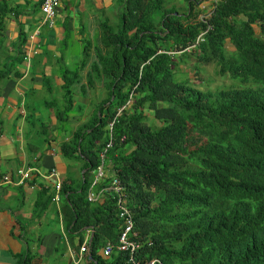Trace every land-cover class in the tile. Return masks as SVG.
<instances>
[{"label":"trees","instance_id":"1","mask_svg":"<svg viewBox=\"0 0 264 264\" xmlns=\"http://www.w3.org/2000/svg\"><path fill=\"white\" fill-rule=\"evenodd\" d=\"M202 1L185 0L182 11L172 0H116L118 23L103 20L106 51L93 67L102 97L60 147L82 160L78 178L68 171L62 180L58 211L49 186L36 202L37 212L52 204L75 252L93 230L85 264H134L116 248L108 258L98 253L124 228L110 178L94 186L102 196L87 198L102 152L133 214L135 262L264 264V0H217L207 10ZM189 57L243 86L204 90L177 80ZM71 73H62L59 122L73 106L78 69ZM20 256L18 264H31L29 243Z\"/></svg>","mask_w":264,"mask_h":264},{"label":"crops","instance_id":"2","mask_svg":"<svg viewBox=\"0 0 264 264\" xmlns=\"http://www.w3.org/2000/svg\"><path fill=\"white\" fill-rule=\"evenodd\" d=\"M40 3L0 0V71L11 67L0 76V175L16 182L18 170L36 169L35 179L34 174L23 185L0 187V264H18L28 243L35 253L31 264H74V249L52 211V204L57 210L58 205L37 212L38 191L43 186L52 191L57 177H38V172L54 168L64 179L71 169L60 147L102 97L93 71L106 51L102 23L117 18L115 25L119 18L116 0H60L48 28L41 25ZM77 69L72 109L59 122L56 112L64 96L57 104L52 94L63 84L62 73ZM40 230H45L41 237Z\"/></svg>","mask_w":264,"mask_h":264},{"label":"built area","instance_id":"3","mask_svg":"<svg viewBox=\"0 0 264 264\" xmlns=\"http://www.w3.org/2000/svg\"><path fill=\"white\" fill-rule=\"evenodd\" d=\"M59 0H42L41 5H40V11L42 14V19H41V24L46 25V26H52L53 24V18L55 16L56 8L58 6ZM200 39V36L198 37ZM111 145V142L107 144V147ZM101 157V164L97 166L95 170V176L94 180L92 182V185L88 191L87 198L89 201H95L97 198H99L103 192H98L96 193L93 188L94 185L99 181V179L105 177V171H104V152L100 154ZM36 169L34 168H29L26 170H18V176L19 179L16 182H13L11 177L8 174H2L0 175V187L8 185V184H18V185H23L29 181H31V177L33 174V171ZM55 175L57 177L56 183H55V188L56 191L59 190L61 186V181L58 178V174L56 170L52 169L49 173H46L45 175H42L44 178H49L50 176ZM106 189H111L113 190L116 195L118 196V206L120 208V216L125 218V229L121 236L119 237L118 244L116 245L118 250L121 251H128L130 253H133L137 248H138V243L135 240H132L129 236V233L132 230L133 227V218L131 214L129 213V209L126 208L125 202L127 195L124 193V187L121 185L118 179L113 178L111 181V186ZM56 203L59 200V195L58 193H55L54 199ZM90 231L87 232V235L85 236L84 241L81 244L80 247V253L84 252L87 250V244L90 240ZM112 244L107 243L103 253L105 255H108L111 251Z\"/></svg>","mask_w":264,"mask_h":264},{"label":"rangeland","instance_id":"4","mask_svg":"<svg viewBox=\"0 0 264 264\" xmlns=\"http://www.w3.org/2000/svg\"><path fill=\"white\" fill-rule=\"evenodd\" d=\"M172 2L175 3L177 5V7H179V9L182 11L186 8L185 0H172ZM202 6H204L203 8H206L208 5H207V3H204ZM111 18H113V16ZM116 21H117V18H115V19L113 18L110 20V23L113 25ZM226 44H227L226 47L230 48L229 43H226ZM194 62L195 61L193 60L192 57L186 58V61L184 64H181L175 68L177 71V73H176L177 76L175 75V78L177 80H185V78H187L196 87H198L200 89H204V90H215L217 88L225 87V86H229V85H234L236 87L237 86L238 87L243 86V84H241V82H239L240 81L239 79H231L227 75L221 76L218 73V67L215 65V63L196 64ZM195 66H196L197 70H195ZM195 71H197V73ZM56 78L57 77H53V79H55V80H56ZM64 94H65V91H64L63 87L61 86L53 92L52 97H54V98L57 97V104H59L58 100L61 96H64ZM47 97H49V94H47ZM147 114L149 117L148 123L149 124L152 123L154 125H157V122L154 119H152V112L149 111V112H147ZM67 162H68L69 166H71V169H69L68 175H70L72 178L77 179L79 166L82 164V160L81 159H78V160H69L68 159ZM107 173H109V172H107ZM54 204H56V203H54ZM52 211H54V210H52ZM46 212H47V214L50 213L49 211H46ZM56 219L58 220L57 221L58 226H60V225L64 226V223H63L61 218L57 217ZM51 223H53V222L51 221ZM47 225H48V220H46V226ZM46 226H44V227H46ZM39 233H45V230L42 232L40 230Z\"/></svg>","mask_w":264,"mask_h":264},{"label":"clouds","instance_id":"5","mask_svg":"<svg viewBox=\"0 0 264 264\" xmlns=\"http://www.w3.org/2000/svg\"><path fill=\"white\" fill-rule=\"evenodd\" d=\"M60 1V0H59ZM205 1H207V0H204V1H202L199 5H198V8H202V10H207L208 8H209V6L213 3V2H215V1H217V0H208L207 1V7L206 8H203L204 6H202L203 4H204V2ZM41 2H42V0H41ZM40 5H41V3H40ZM58 5H59V2H58ZM57 8H58V6H57ZM57 8H56V12H57ZM41 12V11H40ZM56 12H55V16H56ZM55 16H54V18H53V24H54V19H55ZM207 16H209V13L208 12H205V13H200L199 14V18L200 19H205ZM41 19H42V14H41ZM53 24H52V26H53ZM42 26H46V25H43V24H41ZM52 26H46V27H52ZM202 34H204V32H202L201 34H199L198 35V37L200 36V39H201V37H202ZM198 37H197V40H196V42L197 41H199L200 39H198ZM194 46V44L193 45H191V47H193ZM186 50H190V47H187L186 48ZM103 153V152H102ZM101 154V153H100ZM104 156H105V154H104ZM101 158V157H100ZM101 164V163H100ZM99 164V165H100ZM103 164H104V161H103ZM98 165V166H99ZM97 168V167H96ZM52 169H54V168H52ZM52 169H50V170H48L47 172H45V173H40V172H38V177H43L42 175H45L46 173H49ZM55 170V169H54ZM96 170V169H95ZM104 171H105V177H103V178H101V179H99V181L100 180H103V179H107V178H110V180L112 181V179L113 178H115L114 176H112L111 175V173L109 172V169H108V166L107 165H105L104 164ZM35 172V173H34ZM57 172V171H56ZM107 172H109V173H107ZM33 174H35L34 176H33V178L35 179V177H36V170L35 171H33ZM94 176H95V171H94ZM59 179H60V181H61V184H62V180H63V178H61V177H58ZM94 180V179H93ZM98 183V182H97ZM97 183L94 185V186H96L97 185ZM91 187V186H90ZM60 188H61V186H60ZM60 188H59V190L58 191H56V188H55V185H54V188H53V190H54V195H55V193H58V195H59V200H60V194H59V191H60ZM107 188H109V187H107ZM90 189V188H89ZM93 190H94V188H93ZM102 196V195H101ZM118 197V196H117ZM53 199H54V197H53ZM52 199V202L53 203H56L54 200ZM59 200H58V202L56 203V205H58V207H59ZM117 201H118V198H117ZM125 206H126V208H128L129 209V207L126 205V202H125ZM118 208H119V206H118ZM129 213L131 214V216H132V218H133V214H132V212H131V210L129 209ZM119 217L120 218H122L123 219V224H124V228H123V230H122V232H121V234L123 233V231H124V229H125V218L124 217H121L120 216V208H119ZM133 226H134V218H133ZM88 231H90V240H89V242H88V244L90 243V241H91V239H92V233H93V230L91 229V228H88V227H86L85 228V235H84V239H85V236L87 235V232ZM121 234H120V236H121ZM119 236V237H120ZM129 236H130V238L132 239V240H135V241H137V239H136V233L135 232H133V227H132V230H131V232L129 233ZM119 237H118V241H119ZM84 241V240H83ZM118 241H117V243L114 245V244H112L111 242H107V243H110V244H112L113 246H112V248H111V251L113 250V248H116L117 249V247H116V245L118 244ZM106 243V244H107ZM137 243H138V248L133 252V253H130V252H128V251H122V252H127L128 254H129V258H130V260L132 261V262H134V264H140V263H138V262H135V260H134V253L139 249V247H140V244H139V242L137 241ZM82 244V243H81ZM88 244H87V250L86 251H84V252H82V253H80V248H79V251H77V252H73V257H74V264H81L82 262H84L85 261V255H88L89 254V252H88ZM106 246V245H105ZM105 246H103L100 250H99V254L103 257V258H108L109 257V255H110V253H111V251H110V253L108 254V255H105L104 253H103V251H104V248H105ZM80 247H81V245H80ZM118 250V249H117ZM119 251H121V250H119ZM83 260H82V259ZM85 264V263H84ZM147 264H154V260H151V261H149Z\"/></svg>","mask_w":264,"mask_h":264}]
</instances>
